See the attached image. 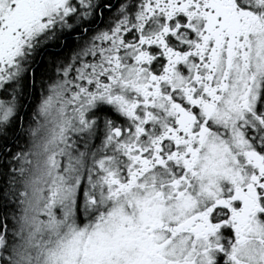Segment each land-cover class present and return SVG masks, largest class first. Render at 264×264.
<instances>
[{"label":"snow or ice","instance_id":"obj_1","mask_svg":"<svg viewBox=\"0 0 264 264\" xmlns=\"http://www.w3.org/2000/svg\"><path fill=\"white\" fill-rule=\"evenodd\" d=\"M0 264H264V0H0Z\"/></svg>","mask_w":264,"mask_h":264}]
</instances>
